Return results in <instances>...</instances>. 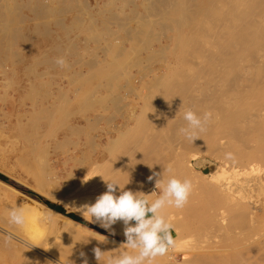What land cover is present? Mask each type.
<instances>
[{
    "label": "rangeland",
    "instance_id": "obj_1",
    "mask_svg": "<svg viewBox=\"0 0 264 264\" xmlns=\"http://www.w3.org/2000/svg\"><path fill=\"white\" fill-rule=\"evenodd\" d=\"M263 46L264 0H0V173L7 178L3 182L19 192L12 194L0 185V227L5 229L0 232V264H37L31 255L15 248L23 246L21 238L36 240V245L40 242L42 252L60 258L64 264H82L81 252L88 264H98L95 247L109 252L106 255L122 251L124 233L113 234L98 223L88 222L61 201L50 200L46 192H64L66 198L69 191L83 188L92 166L107 162L111 154L108 137H116L112 131L122 127L139 100L137 91L128 87L129 80L145 73L160 75L158 70L163 69L168 77H192L198 84L220 61H261L253 68L238 65L236 72L243 74L244 68H249L251 73L264 76ZM60 56L67 60V68L55 64ZM167 63L172 64L169 70L162 68ZM129 124L136 128L130 138L133 143L149 123L140 119ZM170 125L159 128L170 134ZM216 138L202 137L204 150L191 160L188 177L193 185L190 197L194 195L195 200L189 197L185 208H192L195 217H187L193 211L188 214L190 210L185 208L164 210L173 226H180L181 220L185 225L173 228L177 230L172 231L176 246L155 264H264L262 206L248 205L261 214L257 228L242 223L235 238L231 235L236 228L233 225L236 213L242 210L214 200L193 183L196 172L202 173L210 163L215 167L224 163L212 151ZM163 141L139 143L147 163L137 165L140 168L126 164L121 171L123 182L130 179L134 185L142 181V185L155 186V180L147 178L153 172L162 173L172 150L183 145L179 140ZM124 150L116 146L113 155L121 158ZM179 160L177 166L185 169L186 159ZM99 175L92 181H99ZM164 175L166 179L169 174ZM155 190L157 198L162 189ZM259 193L264 197V191ZM24 195L47 207L46 203L61 205L68 214L86 222L80 225L116 243L101 242L61 218H54L49 234L44 231L37 236L26 226L10 224L8 211L26 202ZM187 222L195 225L189 228ZM9 233L14 239L6 243L4 238Z\"/></svg>",
    "mask_w": 264,
    "mask_h": 264
},
{
    "label": "bare ground",
    "instance_id": "obj_2",
    "mask_svg": "<svg viewBox=\"0 0 264 264\" xmlns=\"http://www.w3.org/2000/svg\"><path fill=\"white\" fill-rule=\"evenodd\" d=\"M260 63L261 61H247L244 63L220 61L215 66L216 68L214 67L215 70L210 72V75L202 78V82L198 84L193 83L194 79L192 77H168L166 72L161 71L163 69L158 70V72H161L160 75H156V73L154 75L145 73L136 77V79L129 80L128 87L130 90L137 91V98L139 100L136 103L135 109L132 111L130 116L127 117L122 127L114 128V131H112L116 134V137H108L109 145L107 149L111 154H109L110 157L107 162L98 166H92V172L87 175V181H84L82 184L83 188L69 191L67 193L69 196L66 198L64 192L59 191H56V193L46 192V196L52 201H61V204L66 205L70 210L73 209L72 207H79L86 203L90 204L92 199L94 200L97 196L107 190L106 182L103 178L105 180H118L121 186H123L128 182V179L126 182H123V175L121 173V171L126 168V164H135L136 168H140L139 166L144 165L145 162L147 163V155H141L142 150L139 148V143L153 145L155 143H160V141L163 143V140L165 139H174L175 141L179 140L183 142V145L176 146L177 148L172 150L171 156L168 159L166 157L167 164L165 165V168L171 166L173 168V174H179L181 177L190 179L188 176L192 172L191 160L197 159L199 157L198 154L200 149L203 151L204 149L202 148L205 146L203 145L205 142H201L202 138L195 140L194 144H191L183 136L178 135V129L186 126V121L183 120V112L188 108H192L201 115L205 111L212 112V122L208 131L202 134V137H217L216 140L213 139L217 142L214 150L212 151L216 153V157L220 158L222 162L230 164L227 166L226 163H223L222 165L215 167L212 163H210L208 165L207 172H196L197 176L195 177H197V181H193V183H196L198 189L212 197L214 200L232 203L237 208L242 210V212L238 211L236 213V223L233 225L236 228L231 234L233 237L237 238L240 235V232L235 231L240 229V224L242 223H246V225H248L251 229H254L255 227L257 228L256 224L258 216L261 214H259L258 210L255 211V207L248 205H261L263 211L262 214H264V197H260L259 193L260 189L261 191H264V76L256 72L251 73L248 70L249 68H244V73L238 74L236 72V68L238 65L253 68L255 65H260ZM171 66V63H167V65H164L162 68L169 70ZM184 98L188 99L183 100ZM140 119H144L149 124L142 129L143 132H141L138 135L137 140L132 143L130 138L136 128L131 126L129 123L132 120L137 124ZM164 124L166 126L171 124L168 129L170 134L159 128ZM154 126H156L155 129ZM157 128H159V130H157ZM112 132H109V134H112ZM143 144L141 147H143ZM116 146H121L125 149V156L116 158L113 155ZM196 149L199 151L197 152ZM205 151L206 153L208 152L206 149ZM188 152H192L190 156H187L189 155ZM228 152L233 154V159L229 160L225 158V153ZM205 157L207 156L205 155ZM179 158H183L184 160L186 159L185 169L183 167L180 169L177 166ZM231 169L232 171H230ZM130 173L131 171L129 174ZM96 174H100L103 178L100 176L99 181L93 182L92 179ZM129 174L126 176L129 177ZM132 176L130 175V178H133ZM133 182L134 181L130 182L127 186L125 185V190L142 192L146 195H150L149 199H155V196L157 195L155 186H149V184L142 185V181L141 185H136V183L134 185ZM143 182H146V180ZM0 185L12 194H19L14 187L1 180ZM116 194H119V190ZM24 197L27 201L17 203L15 206H21L27 210L28 222L26 227L27 229H30L32 233H36V236L39 234L43 235L44 231H46L45 234H49L47 230L50 226H53L54 222L48 224L43 221L42 217L51 216L53 220H56L54 218L63 219L64 223L76 228L78 231L86 232L102 240L104 239L101 235L93 233L88 228L79 225L70 218L63 217L62 214L47 207L46 205H43L33 198L26 195H24ZM192 197H190V199ZM194 200L195 199L193 197V201ZM185 209L190 210L192 208ZM192 211L193 210L186 212L190 214ZM196 212L197 211H195V215ZM187 213L185 217L188 215ZM193 213L194 211L187 217H195ZM181 215L184 217V214ZM182 222L183 220L178 223L185 225ZM181 224L180 226L177 225L178 227L174 225V228H182ZM193 224L194 222L188 223L189 228L193 227ZM212 224H214V222ZM52 229L54 228L52 227ZM4 230V228L0 227L1 233L5 232ZM113 231L123 234V223L117 222L113 226ZM51 233L54 234L55 231H50V234ZM32 236L36 237L35 235ZM0 238H3V236H0ZM25 239L27 238L25 237ZM28 240L21 238L19 241L23 246L18 245L15 247L17 248V251L31 255L32 260L37 264H64L60 261V258L57 259L51 254L42 252V249L38 247L40 242H37L36 245L34 244V241L36 240L31 242ZM105 240L111 241V243H116L115 240ZM229 244L230 243H228L227 247L229 248L228 250L231 251ZM38 254L42 256L40 257Z\"/></svg>",
    "mask_w": 264,
    "mask_h": 264
},
{
    "label": "clouds",
    "instance_id": "obj_3",
    "mask_svg": "<svg viewBox=\"0 0 264 264\" xmlns=\"http://www.w3.org/2000/svg\"><path fill=\"white\" fill-rule=\"evenodd\" d=\"M54 62L61 68L69 66L63 56L57 57ZM183 120L186 121V126L178 129V135L194 144L195 140L202 138V134L208 131L212 112L205 111L201 115L188 108L183 112ZM225 158L231 160L234 157L228 152L225 153ZM163 169L162 173L153 172L147 178L150 182L155 180L156 189H162L161 194L154 200L142 192L125 190V185L130 181L121 186L118 180H105L99 175L106 182L107 190L96 197L95 203L72 207L85 220L98 223L105 230L113 231V225L117 222L124 225L126 240L119 248L123 250L115 255H106L109 252L95 247L93 253L98 264H155L158 258L166 257L170 250L175 248L176 241L172 235L174 226L164 210L170 207L183 209L188 203L193 185L190 179H180L174 175L171 166ZM165 172L169 174L166 179ZM42 219L46 223L53 222L51 216H44ZM8 222L24 228L28 222L27 210L21 206L9 209ZM13 239V233L5 237L6 243ZM105 239L104 237L99 241L105 242ZM80 256L84 258L82 264H88L86 254L81 252Z\"/></svg>",
    "mask_w": 264,
    "mask_h": 264
},
{
    "label": "trees",
    "instance_id": "obj_4",
    "mask_svg": "<svg viewBox=\"0 0 264 264\" xmlns=\"http://www.w3.org/2000/svg\"><path fill=\"white\" fill-rule=\"evenodd\" d=\"M0 180H2V181H7V178H6L4 175H2V174L0 173ZM46 204H47L51 209L57 211L58 213H60V214H62V215H66V216H68L69 218H71L72 220H74V221H76V222H78V223H80V224H84V225H86V222H85L82 218H80L79 216H76V215H74V214H68V213L65 211V209H64L61 205H56V204H53V203H46Z\"/></svg>",
    "mask_w": 264,
    "mask_h": 264
},
{
    "label": "water",
    "instance_id": "obj_5",
    "mask_svg": "<svg viewBox=\"0 0 264 264\" xmlns=\"http://www.w3.org/2000/svg\"><path fill=\"white\" fill-rule=\"evenodd\" d=\"M207 170H208V169H205L204 172H207ZM71 220H72V219H71ZM72 221H74V220H72ZM74 222H75V221H74ZM76 223H78V222H76ZM78 224H79V223H78ZM79 225H80V224H79Z\"/></svg>",
    "mask_w": 264,
    "mask_h": 264
}]
</instances>
